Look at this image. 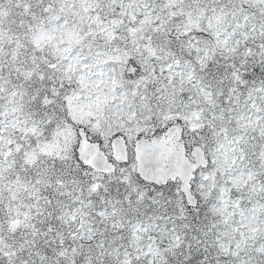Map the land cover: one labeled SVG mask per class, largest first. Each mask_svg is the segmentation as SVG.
<instances>
[{"label": "snow or ice", "instance_id": "snow-or-ice-1", "mask_svg": "<svg viewBox=\"0 0 264 264\" xmlns=\"http://www.w3.org/2000/svg\"><path fill=\"white\" fill-rule=\"evenodd\" d=\"M0 264H264V0H0Z\"/></svg>", "mask_w": 264, "mask_h": 264}]
</instances>
